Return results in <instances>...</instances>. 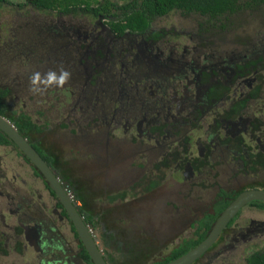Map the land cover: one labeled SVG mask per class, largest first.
Returning a JSON list of instances; mask_svg holds the SVG:
<instances>
[{
	"label": "rangeland",
	"instance_id": "374dc122",
	"mask_svg": "<svg viewBox=\"0 0 264 264\" xmlns=\"http://www.w3.org/2000/svg\"><path fill=\"white\" fill-rule=\"evenodd\" d=\"M117 1H126V0H117ZM17 3H20V6H16ZM22 3H25L24 0H6L5 4L0 6V45L5 40L6 44L0 47L8 46L9 49H12L15 54H18V60L12 61L14 57L8 56L10 63L8 64H2L0 65V73L4 74V79L1 80L0 84L9 85L13 91H14V83L18 82V87L15 89V96L13 93V96L11 95L9 100H12L13 103H11L12 106H14V109H31L32 113L35 110L40 109H46L44 115H41L40 117H37L40 121H51L53 120V124L55 126L58 125L59 122H61L62 119H64L66 115H76L78 117L79 115H84L82 118V121H89V123L92 125L91 127V134L89 142H87V138L83 137L80 139V141H76V143L79 144V149L81 148V143L83 148L85 149L88 146H91L93 148L97 147H107L106 149H116L117 151V158H118V165L120 170L123 172L122 174L128 175L129 179H131V182L135 183V180L140 179L144 174L150 175L151 177H154L157 181L160 180V176H163L164 184V191L166 193V196L168 195V198H170V194L167 193V191H173L175 189V185L172 181V178L169 176L170 171H159L157 173V170L155 168L156 160L159 159L158 156H160L159 151H162L164 148H168L169 145V139H181L182 136H191L192 140L196 136H203V132H207L206 128L207 125L211 123V118L213 117V112L217 111L218 113L223 114L224 111H226L229 103L233 101L234 103V96H232V93L235 89L237 91L242 92V97L246 95L248 90L253 86L255 83V77L253 81H249L248 86L242 85L238 86V79H233L230 77V79L224 77V73H228L230 69H232V64L228 63L227 61H224L226 57H230L229 52L235 50V49H245L246 46L243 44H238L236 42H230V41H222V39H216V41H213L212 45H206L202 47H197L196 43L193 42L194 40L190 39L188 40V33L186 32L191 28V25L188 24L184 19L179 18L177 16L171 15L165 23L170 24L174 23L175 30H177V34L175 35V38H170V41L178 42L180 45H187L188 49L186 53H191V58L193 59L194 51H192V47L195 46L200 53L205 54V59L202 61H206V65L208 62H211L212 64L219 61L220 67L224 68V65L227 66V69H223L224 71H219L218 73V79H223L231 82L228 92L224 94L222 99H219L217 102L208 104L205 118L203 119H196L191 120L190 123H185L186 113L188 109L186 108L185 104H183L180 107V111L182 109V113L180 114V119L184 118V122L179 124L177 123L175 127L178 129L176 132L177 134L173 135L171 138L166 139L163 141L164 143L159 140L160 144H154L152 140H147V138L143 137L142 141V148L138 149L137 144H139L140 139L137 138V133L135 131V124L136 121L139 119L140 113L144 110L141 109L143 105H136L140 101V99L143 98V96H137L133 93V108L129 109L131 106L122 105L118 108V110L123 109L124 115L120 118L119 123L115 126L109 121L103 119L102 113L100 112V106L104 108V110H108V103L105 98H102L97 94V92L91 87L87 88V86L84 87L82 90V93L94 96V99L96 98V106L94 107L92 111L91 107H87L85 109V106L82 105L79 101H77L78 97L76 94H80L79 91V85H75L70 80L69 82L62 88H56L52 87L43 92L42 94H34L31 91H29L30 88V76L33 72L39 71L42 74L47 72L48 70H58L60 65H55L52 63L51 58L49 57L51 53V47L55 46V44H67L69 41V36H67L64 32H61L64 29L59 26L61 22L64 20L65 23L73 22V23H79L82 27L88 28V18L85 16H64V15H57V16H51L49 14H38L35 10L31 9L30 7L23 5ZM243 18V17H242ZM248 19V18H246ZM240 21H243V19H239ZM264 21V18H257V21L261 23V21ZM180 22V23H179ZM254 23H250L249 25H253ZM51 25L56 27L58 29V34L55 35L54 29L50 28ZM64 26V25H62ZM169 27V26H168ZM98 28V27H97ZM253 28L250 26L245 25L244 30L242 32H248L251 31ZM81 31H83V28H80ZM80 31V32H81ZM85 31V30H84ZM67 32V31H66ZM60 33H64L65 36H62ZM241 33V32H240ZM244 33H241V38H243L246 43H248L247 36L245 37L243 35ZM21 37L22 42L15 43L17 38ZM75 34L71 35V37H74ZM256 40H254L255 44ZM31 46V54L28 56L29 53V47ZM159 47L161 48V43H158ZM168 45H171V43H168ZM167 45V48H168ZM33 47V48H32ZM166 48V49H167ZM28 49V51H26ZM18 50V52L16 51ZM82 50V49H80ZM189 53V54H190ZM71 54L77 55L75 52H71ZM176 54V53H175ZM27 55V58H24V56ZM32 55L34 56L35 61L33 63L30 62V58ZM177 55V54H176ZM189 58V57H188ZM224 59V60H222ZM226 63V64H224ZM173 66V65H170ZM129 72L130 69L133 73L132 68L128 67ZM68 71H72L73 67L68 68L65 67ZM114 71L117 72L119 70V64L116 63L114 66ZM17 75L18 78H23V81L20 80H14V75ZM114 75V74H113ZM258 80L256 83L260 84L261 93L264 95V71L259 72L257 71ZM24 76V77H23ZM118 77V76H117ZM129 83H127V86ZM239 89V90H238ZM72 93L71 98L69 95ZM191 97V102L193 105L198 106L199 101L195 103L193 100L194 98H199L200 96H195L192 92L189 94ZM26 96H32V99L30 101H26ZM165 98L166 95H160ZM69 100L71 103L75 100V102L72 103V107L68 106ZM102 100V101H101ZM189 100V99H188ZM61 101H63V104H59ZM93 102V101H92ZM141 102V101H140ZM202 102V101H201ZM22 103H24V106H22ZM94 103V104H95ZM232 103V104H233ZM187 104V103H186ZM10 105V104H9ZM51 105H54V109L51 108ZM205 105V104H204ZM63 106H65L63 108ZM68 106V107H67ZM31 107V108H29ZM157 108V104L154 103V105H151V109ZM166 107H169V110L174 109V104L171 103L168 106H164V108L161 110V112H166ZM206 107V105H205ZM245 112L247 116L255 117L256 119H259V122L264 121V98L263 99H248L245 102ZM57 108V110H55ZM144 108V107H143ZM197 108V107H196ZM129 109V110H128ZM141 109V110H140ZM184 109V110H183ZM79 110H85L84 114H82ZM134 110H140L137 115L138 118L136 119H129V128L126 130L122 127V120L124 119V116H126V111L132 112ZM186 110V111H185ZM111 114V111L109 112V116ZM120 113L118 112L117 115ZM262 115V116H260ZM38 116V115H37ZM202 116V115H201ZM35 118V117H34ZM80 118V117H78ZM151 118L150 114L149 117ZM187 120V119H186ZM78 125V124H77ZM95 125V126H93ZM142 126V124H141ZM201 127V128H200ZM264 127V125H263ZM96 128H104L100 134L98 132L94 131ZM197 128H200L199 130ZM261 129L262 126H261ZM55 130V128L53 129ZM76 130V129H75ZM59 131V130H58ZM57 131V132H58ZM169 131H174L173 129H170ZM76 132H80L79 129L76 130ZM59 133V132H58ZM54 134V132H53ZM97 135L96 137L93 135ZM50 134H46L47 139H49ZM80 135V134H78ZM99 135L103 136L104 138H100ZM106 135H109V139L107 141V144H105V137ZM81 136V135H80ZM264 137V133L256 134L254 137ZM78 137V136H77ZM75 137V138H77ZM244 141L248 143L250 146L254 147L253 141H249L247 139L246 135H242ZM186 141L180 142L179 145L182 148L183 145H185ZM182 144V145H181ZM163 148V149H162ZM231 148V147H230ZM106 149L103 148V151L96 150L97 157L101 158L105 154L103 153L106 151ZM79 150V151H80ZM193 155H195V152L197 151L192 147ZM232 149H225L222 146H220L218 149L214 151V156L212 158H216V163L213 164V166H210L201 173V178L203 179V187H200L197 190V193L193 195L195 198L196 196L200 199V201H196V203H192L191 206H194V208H197V215H200V213L203 211V213L210 211L211 203L213 202V197L216 194L218 187H222L224 189L225 193H231V192H237L240 190L244 183H245V176L247 178V184L249 186H255L256 188H262L264 189V173H262V170L256 169V174H250L251 169L249 167L244 166L243 168L239 167V161L238 158L233 156L231 153ZM158 155V156H157ZM89 154H78V160L80 159L81 162L78 163V160H70L67 162V164L70 168L71 166H74L76 163L79 165L80 163L85 164V166L91 164ZM156 158V159H155ZM73 162H76L73 164ZM103 164V163H102ZM148 167V168H146ZM111 169V168H110ZM55 175L59 177V180L63 183L65 189L69 192L72 198L73 204L76 206V208L80 207L79 199L77 198L75 192V185L74 183L69 179V176L66 175L65 178L61 177L59 170L52 168ZM152 170V171H150ZM162 172V173H161ZM248 172V174L246 173ZM264 172V170H263ZM2 173V174H1ZM138 173V176H137ZM0 174L2 176H5L4 178L0 179V201L5 203L6 200L1 197L2 193H6L7 195H11L12 198L14 197V200L11 198V202L17 204V201H22V207H17V205H12L9 208V212L11 213H3L4 215V224H6V228L1 229L3 233H6L8 235H12L14 233V229H17L18 223L16 221V217L22 216V211L25 210L28 212V215L32 216L34 219L40 218V228L35 226L34 222H24V224L27 225V228H34L36 231V239L34 246L31 247L33 249H28L27 251L19 252L17 250L9 251L6 254L0 253V264H37L36 263V256L35 254L37 251H39V247L44 248V254H42L43 259L40 264H70L72 262H66L62 259L55 260L59 254L57 251V242L58 235H61L62 239H64V242L67 246L72 247L75 246L77 239L73 236V233L70 230V226L68 222H65L64 224L59 223L56 213L53 211L52 208H54V204L57 202L55 197L50 195L48 191L46 190L42 178L38 177L36 174H34V171L29 163L25 162L23 158L19 156L18 153H15L14 149H11L10 147L6 146H0ZM210 178V180H209ZM199 178H196L194 181L200 180ZM9 186V187H8ZM123 187V186H122ZM112 188H121L120 185H114ZM176 187L175 191L177 193ZM198 188V187H197ZM117 189V190H118ZM248 189V187L246 188ZM2 192V193H1ZM148 197L153 196L152 191H148L146 193ZM162 192L160 196L157 198L158 200L155 201L153 204L155 207V210L158 214L159 212L167 213V209L174 210V207H171L168 203L169 200H166L167 197ZM140 196H137V199ZM192 198V196H191ZM193 199V198H192ZM137 201H133L130 203V205L121 206L120 204L115 205L112 209L114 210L113 213H115V217L119 216L118 221V228L120 229V226L125 224L128 228V225H130V229L128 228V233H131L130 235H126L123 237L122 232L116 233L117 235H112L113 238L109 240L104 239V236L106 235V228L105 225L108 221L106 220V214L108 213V210L106 211H100V215L96 216V219L94 218V225L91 223L88 224L87 227L91 230L92 235L94 236V239L97 243V246L100 248L101 253L105 257V260L107 264H114V260L119 261H126L129 257L136 256V253H145V263L158 260L159 257L165 255L168 250L184 236L185 238H188L190 236V233L192 230L189 229V227L185 228L183 226L182 229H178V231L170 236L169 238H165L166 231L163 228L162 231H156L152 232V229L155 228L154 225H152L153 222L145 224L144 227H137L135 225H132L133 223H126L127 221L130 222V218L126 214L129 213L132 207H136ZM205 204L206 206L204 207ZM190 206V207H191ZM209 206V207H208ZM37 208V210L40 212L38 213L37 210L34 209ZM101 207V206H100ZM99 208H96L95 210H100ZM187 208L191 209L192 208ZM204 208V209H203ZM30 209H33V211H30ZM127 209V212L125 214L119 213L121 210ZM150 209V205H149ZM180 210V208L178 207ZM188 210V211H191ZM58 211V209H57ZM111 211V210H110ZM95 216V213H94ZM145 220L152 219L151 214L149 213V210L145 211V214L143 215ZM27 217V216H26ZM182 218H184V215H181ZM134 218H137L136 216ZM105 219V220H104ZM108 219L111 220L110 214L108 216ZM104 220V222H103ZM249 221H260L264 223V210L258 209L257 207L253 205H245L243 206L237 213L236 218L233 220L232 224L225 228L224 231H222L218 238L212 243V245L208 248H214L218 241L221 244H229V246H232L233 248L229 247V249L224 250L222 253H220V256H217L216 259L211 262L210 264H217L220 262H223L226 264V260L230 262V264H243L244 257L248 253H250L252 250H258L262 246H264V234L261 236H258V239H247L245 241L237 240L236 242H233L231 240V236L233 233L237 231L238 226L244 227L248 226ZM179 222V221H178ZM1 223V222H0ZM2 224V223H1ZM115 226V225H114ZM117 228V227H115ZM39 231V233H38ZM235 231V232H234ZM169 233H172V231H169ZM264 232V227L261 228V231ZM52 237L48 236L51 235ZM108 234V233H107ZM259 235V234H257ZM48 236V239L45 237ZM236 238L238 236L235 235ZM3 238V237H2ZM5 239V238H4ZM1 241V240H0ZM3 240L0 242L2 244ZM12 242H8V246L1 248H11ZM35 247V248H34ZM207 249V250H208ZM72 252V251H71ZM73 254V252H72ZM135 254V255H134ZM54 255V256H51ZM61 255V254H60ZM54 257V260L52 258ZM68 260V259H67ZM137 264H141L144 262V260L139 259L136 261Z\"/></svg>",
	"mask_w": 264,
	"mask_h": 264
},
{
	"label": "flooded vegetation",
	"instance_id": "af4514ba",
	"mask_svg": "<svg viewBox=\"0 0 264 264\" xmlns=\"http://www.w3.org/2000/svg\"><path fill=\"white\" fill-rule=\"evenodd\" d=\"M88 23V28H84L80 24H68L62 26L63 23L61 22L59 26L64 29L65 34L67 35V33L71 30V33L75 34V36L71 37V35H73L71 34L69 36L70 38L67 44H55V46H52L50 49V55L53 56L55 54L54 59L57 60L59 52L61 53L62 50H65L64 55L61 53V60L59 61L58 59L57 65L63 66L64 68L73 67V70L71 71L70 81L75 85H79L80 94H76V96L78 97L77 101L84 105L85 109L87 107H91V110L94 111L93 108L97 107L95 103L96 98L94 99V96L82 93V90L85 86H87V88L91 87V89L94 88V90L97 92V94H99L100 97L105 98V100L109 101L106 102L108 103L109 109L106 111L101 105L100 112L104 117L103 119L109 120L114 126L119 123L120 118L124 115L125 110H118V108L121 107V104L131 106L129 108L131 109L134 107L132 106L134 105L133 93L137 96H143V98L140 99L141 102L139 101L135 105L137 106L141 104L143 105L141 109H144L140 113L139 119L135 124L137 138L140 139L139 144H137L138 149L142 148V141L143 137L145 136L147 140H152L155 145H159V140L164 143L163 141L177 134L178 132H176V130L178 128L175 127V125L177 123L181 124L184 122V118L180 119L179 117L182 113V109L180 111V107L183 104H185L186 108L188 109L186 113L185 123H190L191 120H194V118H196L197 120L200 118L203 119V117L205 118V113L207 107L209 106L208 104L217 102L219 99H222V97H219L218 99H209L207 98L205 93L207 92L210 84H215L217 82L216 79H218L219 71H224L223 69H227V66L224 65V68L220 67L219 61L214 64L208 62L207 64L210 66V68L208 72L209 77L207 82L205 80L206 75H202L203 71L205 70L203 63L204 61H202L205 59V55L200 53L201 51H199L195 46L191 48L192 51H194V56L192 59L191 53H186L188 49L187 45H180L178 44V42L174 44L175 41H170V38L166 36H162L156 39L154 42L152 41V47H150L148 44V41H150V39L146 38L143 35L131 33L123 34L120 36H113L111 35V32L108 30L107 26L103 23L100 24L97 18H88ZM50 28L54 29L53 31L55 32V35L58 34V29L56 27L51 25ZM80 28H83L85 31H81ZM60 34L62 36H65L64 33ZM16 38L17 40L15 43L22 42L21 37L17 36ZM190 39L191 38L189 36L188 40ZM158 43H161L164 46L160 48ZM168 43H171V45H168ZM4 44H6L5 40L1 43L0 46H3ZM28 47L29 53L27 55L29 56L31 54L30 44L28 45ZM16 51L18 52V50ZM26 51H28V49ZM71 52H75L77 53V55L71 54ZM17 55L18 54H15L14 51L12 49H9L7 45L4 48L0 47V65L9 63L8 56L14 57L12 61L18 60ZM27 55L24 56V58H27ZM239 56L241 55H236L234 57ZM234 57L230 55V57L226 58L228 59V61L232 62L234 60ZM34 61V55H32L30 58V62L33 63ZM116 63L119 64V70L117 72L114 71V66ZM128 67L132 68L133 73L131 69L129 72ZM212 68L215 69V73L212 72ZM223 73V76L228 79H230V77H232L233 79H238L239 87L243 84L246 85L248 79L250 81H253L255 77V83L258 80L257 72L253 68L250 72L246 71L244 73V76L242 77L235 75V71L231 69L228 71V73ZM4 76L5 73H0V82L1 80H5ZM13 79L23 81V78H18L16 74L14 75ZM91 80L93 82H91ZM221 81L223 85H225L226 83H231L230 81L227 82V80L223 79ZM127 83H129L128 86ZM18 85L19 84L16 81L14 83V91L18 87ZM0 87L11 88L9 85L4 84H0ZM14 91L12 87V93H14L15 96ZM191 92L195 94L194 97L200 96L199 98H194L193 100L195 103L199 101L198 106L193 105V103L191 102V97L189 95ZM161 94L166 95L164 99L160 96ZM71 96L72 93L69 95V97L71 98ZM232 96H234L233 100L242 99V92L235 89L232 93ZM73 102H75V100ZM68 103H70L68 104V106L72 107V103L70 100ZM154 103L157 104V108L152 107L153 110H150L151 105H154ZM171 103L174 104L173 110H169V107H166V112H161L164 106H168L169 104L171 105ZM232 103V101L229 103L226 111H224L223 114L218 113L217 111L213 112L211 123L207 125L206 128L207 132H203L204 139L203 136H196L194 140H192L191 136H182L181 139L177 140L169 139L168 148H162V151L158 150L160 156L157 155L159 159L155 161V168L157 170V173L163 170L170 171L175 189L176 187H178L177 193L175 189L173 191H170V195H173V199H169V201L176 204V207H174V210L172 211L170 208L167 209L166 217H170L173 219L179 217L180 212L185 210L184 208H182V206L199 199L197 196L195 198L193 195H195L197 193V190L204 185L203 179H200L201 173L207 170L208 167L213 166V164L216 163L217 159L212 158V156H214V151L220 146L225 149H232L231 153L233 154V156L238 158L240 168L246 166L243 165L242 162L243 160H248L249 153H252V155L255 156L264 151V137H254V135L256 134L252 132L253 124L251 123V118L246 115L245 104L242 105L243 110H235V108H238L234 107ZM59 104H63V101H61ZM204 104L206 105V107ZM22 106H24V103H22ZM64 107L65 106H63V108ZM140 110H134L132 112L126 111V116H124V119L121 122L123 123L122 127L128 129L129 119L138 118L137 113ZM234 110L235 112L232 113V111ZM79 111L82 114H84L85 112V110ZM110 111L111 114L109 116ZM118 112L120 113V116L117 115ZM149 114L151 118L147 119V117H149ZM66 116L68 117V115ZM200 128L197 129L199 130ZM262 128V133H264V127L262 126ZM170 129H173L174 131H169ZM258 133L262 134L261 132ZM242 135H246L249 141L252 140L254 147L246 143ZM183 141L186 142L184 143L185 145H183V147L181 148L179 143H182ZM192 147L197 150L195 152V155H193V152L191 150ZM10 148L14 149L16 153L15 148ZM240 153L243 154V160L238 157ZM20 157L22 158V154L20 155ZM253 158L254 157H252V159ZM246 167L249 166L247 165ZM1 174L0 179L5 177ZM196 178H199L200 180L194 181ZM162 179L163 176H160V180L157 179V182L162 181ZM155 180L156 179L154 177H151L148 174H144L140 179H138L139 185L142 189H144L145 187L148 188L150 185L149 182ZM43 184L46 188L47 186L44 182ZM46 190L50 195L55 197L47 188ZM233 193L234 192H231L230 194L232 195ZM191 196L193 199L191 198ZM1 197H3L5 201L9 200L6 201V205L2 201H0V222L2 223H0V240H3L2 246L6 247L8 246V242H12L13 244L11 245V248L6 249L7 252L11 250H17L19 252L27 251L34 246L36 231L34 230L35 227L27 228V225L24 224V222H34L33 224L40 228L41 219H34L32 216L28 215L27 211L23 210L22 216L18 215L16 217L18 226L16 227L17 229H14V233L12 235L3 233L1 229H7L6 224H4L5 217L3 213H10L8 207L12 205L22 207V201H17V204H14L15 201L14 203L11 202L12 196L7 195L6 193H2ZM225 198L226 200H229V197ZM12 199L14 200V197ZM166 200H168V198ZM170 206L172 207L171 204ZM178 207L180 208V210L178 209ZM34 209L37 210V208L35 207ZM30 211H33V209H30ZM53 211L56 213L59 223L64 224L65 222H67L68 219L66 218V215L63 216L61 214V208L57 206V202L54 204V208H52V212ZM37 212L40 213L38 210ZM200 215H196L193 219L199 217ZM236 216L233 218V220L236 218ZM190 221L191 220H189L184 225L185 228L189 227ZM248 224V226L244 227L238 226L237 231H234L235 233H233V235L231 236V240L233 242H236L239 239L240 241H245L247 239H253V237H255V239H258V236L264 234V232H259L261 231V228L264 227V223L260 221H249ZM230 225L231 224H229L227 227H229ZM189 229L192 230L190 227ZM57 235L58 239H60L57 242V251L59 256L55 260L62 259L66 262H72L70 264H87L79 254L80 248L78 246V242H76L75 246L69 247L66 245L61 235ZM235 235L238 236V238H236ZM48 236L52 237V234ZM48 236H46L45 238L48 239ZM219 242L220 241L216 243L217 245L213 249L210 248L206 250L191 264H210L216 259L217 256H220V253H222L224 250L229 249V247L233 248V243L232 246H229L231 242L227 244H221ZM71 251L73 252V254ZM42 254H44V248L39 247V251H37V253L35 254L37 258V264H40V262L43 260L40 259L42 258ZM103 258L105 260L104 256ZM52 260H54V257L52 258ZM217 264L225 263L220 262ZM226 264H230V262L226 260Z\"/></svg>",
	"mask_w": 264,
	"mask_h": 264
},
{
	"label": "trees",
	"instance_id": "16d2710c",
	"mask_svg": "<svg viewBox=\"0 0 264 264\" xmlns=\"http://www.w3.org/2000/svg\"><path fill=\"white\" fill-rule=\"evenodd\" d=\"M5 2L6 0H0V6L4 5ZM24 2L25 3H22L23 5L30 7L38 14H49L54 17L62 14L73 17L83 15L90 19L97 18L98 20H102V23L107 26L111 35L120 36L131 33L143 35L150 39V41H148L150 47H152V41L154 42L162 36L175 38L177 30H175L174 23L166 24L165 21L171 17V15L177 16L191 25V28L186 32L198 47L209 44L212 45L213 41H216V39H222V41H230L232 43L236 42L237 44L238 42L240 44L244 43V46H246L245 49L239 48L229 52L233 57L241 55L239 57H234V60L230 62L233 67L231 70L235 71V75L242 77L246 71L250 72L252 68L255 69V71H264V21L262 20L261 23L257 21V18H264V0H126L124 2L117 0H24ZM20 5V3L16 4V6ZM239 19L245 20L243 22ZM252 22L254 24L249 25ZM245 25L253 29L246 33L242 32L245 31ZM61 32L65 33L63 30ZM240 32L244 33L243 35L245 37L247 36L248 43L241 38ZM71 34L73 33L70 31L67 33V36ZM254 40H256L255 44H253ZM64 52L65 50L61 51L63 55ZM61 53L59 52L58 55L59 61L61 60ZM49 56L54 66L57 65L58 59H54L55 54ZM224 61L229 62L227 58H225ZM8 62L10 63L9 60ZM212 72L215 73L214 68H212ZM204 74L206 75L205 80L207 81L209 74L207 71H203L202 75ZM221 80L216 79L217 82L215 84H210L205 93L207 98L218 99L228 92L231 83L223 85ZM91 82L93 81L91 80ZM260 91V84L255 83L242 99L234 100L232 105L238 108H235V110L242 109V105L245 104L248 99H263L264 95ZM11 95L13 96L11 88L0 87V115L13 122L18 132L28 139L31 146L51 169L55 168L59 170L63 178H65L66 175L69 176V179L75 185L74 193L80 202V207L77 208V211L80 216L83 217L85 223L89 225L92 223L94 225V218L96 219V216L100 215V211L108 210L105 217L108 222L105 224L107 228L105 229L106 235L104 239L109 238L110 240L113 238L112 235H117L116 233L118 232H122L123 237L131 234L127 231L131 224L128 225V228H125V224L121 225L120 229L118 228L117 222H119V216L115 217V213H113L114 210L112 209H114L113 207L117 204L123 207L130 205L134 200L137 201V204L136 207H132L133 210L131 209L129 213L127 209H123L119 212L120 214H125L127 212L126 214L130 218V222L127 221L126 223H133L132 225L140 228L142 226L144 227L145 224L153 222L152 225H154L155 228L152 229V232H156L157 230L162 231L160 228H163L166 231L165 238H169L175 234L178 229H182L183 226L191 220L189 222V227L192 229L190 236L188 238L182 236V238L178 240L165 255L159 257L158 260L145 263L146 254L139 252L136 253V256L126 259L125 262H117V260H114V264H137L136 261L139 259L144 260L141 264L167 263L185 253L202 240L219 212L228 204L229 200L236 196V194L247 187L256 188L255 186H249L247 184V178L246 175H244L245 183L240 190L231 195L230 193H225L222 187H218L216 194L212 198L213 202L211 205L209 204L210 207L208 206L210 211L205 213L202 211L200 213L201 215L195 219L193 218L197 215L195 211H197L198 207L194 208L191 204L196 203V201L199 202L200 199L182 206L185 210L181 211L179 217L175 219L166 217L167 214L163 212H159L158 214L156 211H153L155 210L153 204L158 200L157 198L162 192L166 196L164 184L162 183L165 181H163V179L160 182L150 181L149 187L142 189L138 180H135V183H133L128 175L122 174L123 172L119 168L118 158L116 157V149H106L107 147H102V145L96 149L91 146L84 149L81 143L82 150H80V143H76V141H80L83 136L87 138V142H89L92 127L89 121H82L84 115H79L78 117L80 118L71 114L68 115V117L64 116L65 118L55 126L52 122L53 120L40 121L37 118L44 115L46 109H37L33 111V113L31 109H14V106L11 105V103H13L12 100H9ZM31 99L32 96L25 97L26 101H30ZM54 107V105H51L52 109H54ZM55 110H57V108H55ZM235 110L232 111V113H234ZM250 118L253 124L252 132L255 134L258 132L262 133L263 131L260 127L264 125V121L258 123L259 119L252 116H250ZM54 128L55 130H53ZM75 129H79L80 132H76ZM102 130V128H96L94 131L100 134ZM47 133L50 134L49 139L46 137ZM93 135L95 137L97 136L95 134ZM99 137L104 138L102 135H99ZM109 137V135H106L105 144H107ZM0 146H10L16 149L14 144L2 132H0ZM103 148L106 149V151L103 152L105 154L103 157L99 158L97 154L93 155V153H97L96 150L103 151ZM16 153H18L19 156L21 155L17 149ZM84 153L92 155L90 156L91 164L85 166L83 163L78 165L76 162H73V164L76 163L74 166H71V168L68 166L70 165V163L67 164L68 161L72 159L73 161L78 160V154ZM238 157L243 160L242 153H240ZM252 157L254 158L252 159ZM22 158L25 162L29 163L25 157L22 156ZM79 162H81L80 159L78 160V163ZM242 163L243 165L249 166L251 169L250 174H256V169L258 167V169L261 168L260 170L264 173V151L255 156L249 153L248 160H243ZM30 166L34 174L40 177L34 167L31 164ZM246 173L248 174V172ZM169 176L171 177V175ZM114 185H120L121 188H112ZM148 191L153 192L152 197L145 195ZM50 193L53 194L51 191ZM167 193L170 194V190L167 191ZM138 195L140 197L137 199ZM172 196L173 195H170V198H168L167 195L166 197L168 200H172ZM225 197H229V200H226ZM168 203L171 204L172 207H176V204L173 202L168 201ZM248 204L258 209H264V202L261 201H252ZM203 205L204 207L206 206L205 204ZM57 206L60 207L58 203ZM99 207L100 210L96 211L95 209ZM189 207L193 210L187 209ZM146 210H149L152 219H144L143 215ZM61 214L65 216L62 209ZM109 214L111 220L108 219ZM182 214L184 218L181 217ZM135 216L137 218H134ZM232 221L233 219L229 221L228 225L232 224ZM67 222L73 232V236L77 239L70 222L68 220ZM168 229L172 231V233H169ZM77 242L80 248V256L87 264H92L78 239ZM0 253L6 254L7 251L1 248ZM244 264H264V246L258 250H252L245 255Z\"/></svg>",
	"mask_w": 264,
	"mask_h": 264
},
{
	"label": "water",
	"instance_id": "95a60500",
	"mask_svg": "<svg viewBox=\"0 0 264 264\" xmlns=\"http://www.w3.org/2000/svg\"><path fill=\"white\" fill-rule=\"evenodd\" d=\"M0 132H2L14 144L22 156L28 160L37 171L38 175L43 179L47 188L53 193L57 203L60 205L66 218L69 220L77 239L85 250L90 262L92 264H107L100 249L97 247V243L91 230L87 227V223H85L83 217L80 216L77 208L72 202L71 195L65 189L64 185L59 180V177L55 175L54 171L41 158L29 141L18 132L13 122L9 121L2 115H0ZM252 201L264 202V189L248 188L241 190L219 212L202 240L185 253L165 264H191L212 245L219 234L225 230L229 221L237 215L238 211Z\"/></svg>",
	"mask_w": 264,
	"mask_h": 264
},
{
	"label": "clouds",
	"instance_id": "9594fccd",
	"mask_svg": "<svg viewBox=\"0 0 264 264\" xmlns=\"http://www.w3.org/2000/svg\"><path fill=\"white\" fill-rule=\"evenodd\" d=\"M62 15H64V14H62ZM62 23L67 24V25L68 24H79V23H73V22L65 23L64 20L62 21ZM99 23L101 24L102 20H99ZM202 54H204V53H202ZM230 62L231 61H229L228 63H230ZM203 63H204V69H205L204 71H207V73H208L210 66L208 64L206 65V61H204ZM256 72H257V70H256ZM29 79H30L29 91H31L34 94H42L43 92H45L46 90H48L49 88H52V87H56V88L64 87L69 82V80L71 79V72L68 71L67 69H65L63 66H60L58 70H51L50 69L43 74L39 71H35L32 73V75L30 76ZM249 81L250 80L248 79L247 83H246L247 86L249 84ZM207 82H208V80H207ZM243 264H244V262H243Z\"/></svg>",
	"mask_w": 264,
	"mask_h": 264
}]
</instances>
